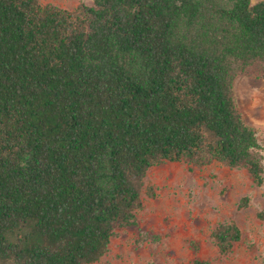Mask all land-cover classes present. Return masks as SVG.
Returning a JSON list of instances; mask_svg holds the SVG:
<instances>
[{
  "label": "trees",
  "instance_id": "trees-1",
  "mask_svg": "<svg viewBox=\"0 0 264 264\" xmlns=\"http://www.w3.org/2000/svg\"><path fill=\"white\" fill-rule=\"evenodd\" d=\"M242 76L264 79V1L0 0V264L98 263L165 163L263 185ZM212 239L229 256L242 232L220 224Z\"/></svg>",
  "mask_w": 264,
  "mask_h": 264
},
{
  "label": "rangeland",
  "instance_id": "rangeland-1",
  "mask_svg": "<svg viewBox=\"0 0 264 264\" xmlns=\"http://www.w3.org/2000/svg\"><path fill=\"white\" fill-rule=\"evenodd\" d=\"M252 3L264 0H251ZM75 11L95 0H39ZM237 109L253 128L264 155V79L238 77L234 85ZM152 187L155 199L148 196ZM248 198L246 207L240 203ZM144 207L137 225L119 230L109 252L95 264H264V183L258 186L243 169L214 163L199 168L189 162L152 168L142 191ZM235 223L242 240L229 256H221L212 239L220 224Z\"/></svg>",
  "mask_w": 264,
  "mask_h": 264
}]
</instances>
